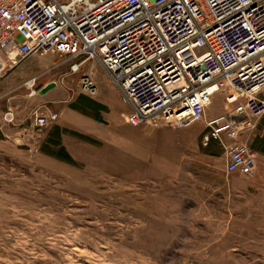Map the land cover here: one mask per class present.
<instances>
[{"label": "rangeland", "instance_id": "1", "mask_svg": "<svg viewBox=\"0 0 264 264\" xmlns=\"http://www.w3.org/2000/svg\"><path fill=\"white\" fill-rule=\"evenodd\" d=\"M84 73L94 79L96 93L80 88ZM49 81L59 92L52 100L39 93ZM77 94L102 102L104 118L97 119L109 128L98 136L131 138L132 105L97 60L37 52L13 57L0 50L1 262L264 264V158H256L251 175L227 173L217 140L204 143L203 119L189 125L201 131L187 136V156L179 164L165 150L161 157L139 159L129 141L123 152L117 142L82 133L87 140L72 129L63 128L70 132L63 145L54 132L58 112L50 105L72 102ZM225 105L224 92H215L206 116ZM5 111L13 112L11 121L3 118ZM49 111L57 112L53 121L33 124L35 113ZM59 147L73 161L48 152Z\"/></svg>", "mask_w": 264, "mask_h": 264}, {"label": "built area", "instance_id": "2", "mask_svg": "<svg viewBox=\"0 0 264 264\" xmlns=\"http://www.w3.org/2000/svg\"><path fill=\"white\" fill-rule=\"evenodd\" d=\"M0 50L93 58L132 105L131 124L152 118L183 128L203 119V140L219 141L224 170L253 173L256 155L238 139V122L264 113V0H0ZM79 86L97 90L89 73ZM219 91L225 110L207 117ZM56 117L35 113L33 124Z\"/></svg>", "mask_w": 264, "mask_h": 264}, {"label": "crops", "instance_id": "3", "mask_svg": "<svg viewBox=\"0 0 264 264\" xmlns=\"http://www.w3.org/2000/svg\"><path fill=\"white\" fill-rule=\"evenodd\" d=\"M55 87L56 85L51 87L45 92L47 97L51 100L55 99V97L59 93L58 91H56ZM79 96L80 95L77 94L72 102L70 101L68 103L58 104V105L54 102V104L50 105L52 110H56L58 112L56 127H60L61 130L55 129L54 132L58 131L59 136L61 135V140L63 142V145H65L63 138L64 135L70 134L69 131L66 130L63 131V128L72 129L77 132L86 133L91 137H96L101 141L103 140L106 141V139H108V142L109 141L117 142V145L123 148L122 149L123 152L125 151L126 142L129 141V143H132V147L136 151L135 153L133 152L134 157H139V159H141L142 156L161 157L162 156L161 150H165L168 151V153H166L167 157L169 156L170 158L176 157V160L175 161L172 160L171 163L179 164L182 160V157L187 156L188 141H189V139H187V136L190 134L197 135V133L201 131V128H199V130H194L193 128H191L192 126L185 128H173L172 126L165 125L162 122L153 124L149 120L142 124L132 126L133 133L130 139L125 140L124 138L119 137V135L116 136L113 133L109 134L108 132H106L101 136H98L100 131H104L109 128V126H107V129L106 126L103 127L102 126L103 121L101 122L99 119H97L98 117L95 116V115H101L104 118V115L102 114L101 111L102 102L97 98L94 99L87 94H83V96L91 100L90 102L92 103L91 107H93L95 110L96 109L98 110V112L95 111L94 113H90V112L87 113L85 111H87V109H89L88 107L90 106L89 105L87 106L86 103L82 102L79 99ZM71 103H74L75 107L70 106ZM81 106L85 108L82 109ZM223 112L224 111H220L219 113H216L214 115L211 114V116L208 117L216 116ZM248 118L251 120L250 125H246L242 121L238 122L240 128L238 139L245 141L248 144V146L255 152L256 158L259 159L264 158V113L257 117H248ZM237 119L243 120L242 116H237ZM122 120L127 123L125 115L122 116ZM149 123H151L154 126H151V124ZM84 126H90L92 129L97 130L98 132L91 133L86 128H84ZM214 142L215 144L218 143V147L219 145L221 146L218 140L217 142L216 141ZM221 147H220V152L221 154L224 155V149L223 147L222 148ZM145 163H153V162H145Z\"/></svg>", "mask_w": 264, "mask_h": 264}, {"label": "trees", "instance_id": "4", "mask_svg": "<svg viewBox=\"0 0 264 264\" xmlns=\"http://www.w3.org/2000/svg\"><path fill=\"white\" fill-rule=\"evenodd\" d=\"M79 95H80V96H79V99H80L81 101H84V103H86V104L89 105V106L92 105V103H90L91 100H90L89 98H86L85 96H83V94H79ZM70 106L75 107V104H74V103H71ZM81 108L84 109L85 107L81 106ZM83 111H84V110H83ZM85 112H86V111H85ZM87 113H88V112H87ZM95 116H96V117H99L98 115H95ZM56 129L58 130L59 127H56ZM55 133L57 134V136L59 135L58 131L55 132ZM72 133H74V135H78V136L83 137V138H85V139H87V140H90V138H89L88 136H85V135L82 134V133L75 132V131L72 132ZM54 141L58 143V140H54ZM63 149H64V148L59 147V150H58V151L51 150V151H48V152H49V153H53V154H55L57 157L62 158V159H64V160H67V161H73V158L69 155V153L64 152Z\"/></svg>", "mask_w": 264, "mask_h": 264}, {"label": "water", "instance_id": "5", "mask_svg": "<svg viewBox=\"0 0 264 264\" xmlns=\"http://www.w3.org/2000/svg\"><path fill=\"white\" fill-rule=\"evenodd\" d=\"M54 85H55V82L54 81L47 82L46 84H44L43 86H41L39 88V93L40 94L45 93L49 88L53 87Z\"/></svg>", "mask_w": 264, "mask_h": 264}, {"label": "bare ground", "instance_id": "6", "mask_svg": "<svg viewBox=\"0 0 264 264\" xmlns=\"http://www.w3.org/2000/svg\"><path fill=\"white\" fill-rule=\"evenodd\" d=\"M29 82H32V81H31V80H29ZM54 82H55V81H54ZM112 84H113V83H112ZM55 85H56V82H55ZM55 85H54V86H55ZM49 89H50V88H49ZM96 91H97V90H96Z\"/></svg>", "mask_w": 264, "mask_h": 264}]
</instances>
